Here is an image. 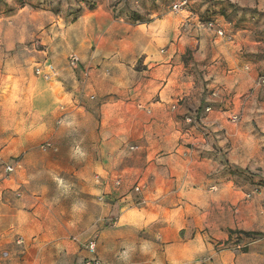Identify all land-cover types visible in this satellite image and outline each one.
<instances>
[{
	"label": "crops",
	"instance_id": "crops-1",
	"mask_svg": "<svg viewBox=\"0 0 264 264\" xmlns=\"http://www.w3.org/2000/svg\"><path fill=\"white\" fill-rule=\"evenodd\" d=\"M12 17L18 34L39 35L58 70L42 94L49 107L71 118L86 110L82 100L94 102L105 116L106 158L121 147L123 161L137 149L140 202L121 209L126 233L110 241V252L98 244L103 264H264V236L242 250V234H230L254 228L237 218L245 193L227 180L233 169L264 163V0H26ZM22 47L0 44V131L15 132L20 149L33 143V89L25 85L23 116L1 119L9 82L26 81L2 52ZM18 177L0 173V264H59L69 254L80 264L88 252L64 225L2 202Z\"/></svg>",
	"mask_w": 264,
	"mask_h": 264
},
{
	"label": "rangeland",
	"instance_id": "rangeland-1",
	"mask_svg": "<svg viewBox=\"0 0 264 264\" xmlns=\"http://www.w3.org/2000/svg\"><path fill=\"white\" fill-rule=\"evenodd\" d=\"M24 3L26 0H0V44L22 42L25 45L21 50L2 53L6 55L7 66L19 68V73L26 80L25 83L9 82L8 87L13 93L2 109L3 112L9 111V114L3 113L1 119L14 121L20 113L23 116L25 85L31 84L33 143L20 149L11 140L15 132L0 131V173L6 177L15 173L19 176V186L5 189L2 202L28 211L35 210L46 221L45 224H53L55 228L64 225L70 234L69 240L74 244L86 250V242L93 240L96 252L99 244L105 254L110 252V241L126 233L119 223L121 209L128 203L137 205L140 202L141 189L134 190L138 183L137 149L130 148V155L123 157V161L121 157L124 155L118 152L123 149L121 147L117 149V156L112 162L106 158L104 132L100 125L105 116L96 111L94 102L82 100L86 110L71 118L63 113V109H57L55 104L53 108L49 107L48 100L42 94L46 85L53 86L52 81L35 74V66L47 57L42 51L39 35L18 34L14 29L12 15L17 6ZM14 55L17 58H13ZM3 86L6 87L5 84ZM54 87V90L59 89ZM8 165L14 167L13 171H6ZM126 167L131 169L129 177L122 172ZM230 172L232 176L227 180L245 193L239 196L243 204L237 218L245 226L254 228L253 231L246 230L247 233L239 237L241 249L247 250L248 239L264 236V163L247 164L241 170L233 169ZM127 192H130V199L125 197ZM182 200L188 203L194 201V204L203 202L197 195H186ZM17 247L16 242L12 249L19 250ZM115 253L119 258V246ZM96 255L103 264L104 255ZM60 257L59 264H77L78 259L73 254Z\"/></svg>",
	"mask_w": 264,
	"mask_h": 264
},
{
	"label": "built area",
	"instance_id": "built-area-1",
	"mask_svg": "<svg viewBox=\"0 0 264 264\" xmlns=\"http://www.w3.org/2000/svg\"><path fill=\"white\" fill-rule=\"evenodd\" d=\"M185 3H186L185 1H182L180 3H175L171 6V9L174 11H178V10L182 9V7H184ZM207 27L209 29L214 30L218 36L224 35L223 30L218 28L214 21L207 22ZM78 63H79V57L74 53L70 54L68 57V65L72 68H75L78 65ZM35 74L37 76L45 79V80H52V79L57 77L58 70L52 62L45 59L44 61H42L41 63H38L35 66ZM258 83L264 84V77H259ZM13 168L14 167L12 165H8V166H6L5 169L7 172H11V171H13ZM134 190H136V191L139 190V187L135 186ZM85 246H86V250L88 252V256L83 257L80 260V264H102L96 255V244H95V242L93 240H88L86 242Z\"/></svg>",
	"mask_w": 264,
	"mask_h": 264
},
{
	"label": "trees",
	"instance_id": "trees-1",
	"mask_svg": "<svg viewBox=\"0 0 264 264\" xmlns=\"http://www.w3.org/2000/svg\"><path fill=\"white\" fill-rule=\"evenodd\" d=\"M211 21V20H210ZM237 233V234H246L247 232L242 231V230H235V231H230V234Z\"/></svg>",
	"mask_w": 264,
	"mask_h": 264
}]
</instances>
